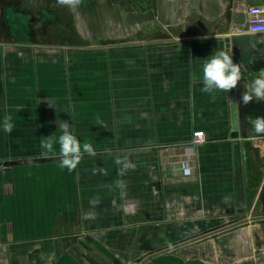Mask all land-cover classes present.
<instances>
[{"label": "crops", "instance_id": "obj_1", "mask_svg": "<svg viewBox=\"0 0 264 264\" xmlns=\"http://www.w3.org/2000/svg\"><path fill=\"white\" fill-rule=\"evenodd\" d=\"M262 3H3L0 264H264V134L249 123L264 101L241 100L264 70L246 32ZM229 48L236 88L203 92L204 59ZM64 121L95 151L71 172L40 147Z\"/></svg>", "mask_w": 264, "mask_h": 264}, {"label": "clouds", "instance_id": "obj_2", "mask_svg": "<svg viewBox=\"0 0 264 264\" xmlns=\"http://www.w3.org/2000/svg\"><path fill=\"white\" fill-rule=\"evenodd\" d=\"M62 3H78L79 0H61ZM241 79L240 66L233 62L230 55L222 50H214L212 55L204 59L202 65V91L213 94L218 91H230L236 88ZM253 99L264 101V70H261L256 78L248 85V90L242 95L244 104L250 103ZM50 103V102H49ZM51 104V103H50ZM249 123L257 134H264V117H249ZM15 125L10 116H5L3 121V131L11 133ZM60 135L53 134L42 136L40 147L44 149L42 155L54 153L55 146L59 145L60 167L66 168L69 172L74 170L80 163L82 153L90 156L95 155L91 144L81 142L69 129L67 121L59 124Z\"/></svg>", "mask_w": 264, "mask_h": 264}, {"label": "built area", "instance_id": "obj_3", "mask_svg": "<svg viewBox=\"0 0 264 264\" xmlns=\"http://www.w3.org/2000/svg\"><path fill=\"white\" fill-rule=\"evenodd\" d=\"M246 32L251 34L264 33V3L252 4L246 8ZM206 140L203 130L195 131L192 138V145H199ZM7 168V165H3Z\"/></svg>", "mask_w": 264, "mask_h": 264}, {"label": "water", "instance_id": "obj_4", "mask_svg": "<svg viewBox=\"0 0 264 264\" xmlns=\"http://www.w3.org/2000/svg\"><path fill=\"white\" fill-rule=\"evenodd\" d=\"M248 36H250L252 39L257 40V41H264V33L248 34ZM227 51H228V55L231 56L230 48ZM232 107L235 110V105L234 104H232ZM233 121H234V123H233V132H232V135L234 137H238L240 135V132H239L240 130H239L238 124H237V115H236V112H235V114H233ZM240 201H241V203L242 202L244 203V192H243V188H241V192L239 194V203H240Z\"/></svg>", "mask_w": 264, "mask_h": 264}, {"label": "rangeland", "instance_id": "obj_5", "mask_svg": "<svg viewBox=\"0 0 264 264\" xmlns=\"http://www.w3.org/2000/svg\"><path fill=\"white\" fill-rule=\"evenodd\" d=\"M32 1H36V2H39V1H43V0H32ZM52 1H60V0H52ZM20 2H30V0H0V6L3 4V3H9V4H12V3H20ZM65 12V11H64ZM67 12V11H66Z\"/></svg>", "mask_w": 264, "mask_h": 264}]
</instances>
